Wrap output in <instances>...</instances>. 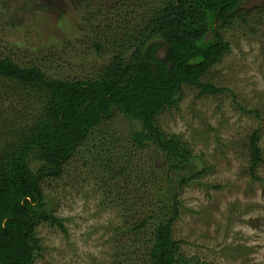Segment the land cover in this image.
Segmentation results:
<instances>
[{"label": "trees", "instance_id": "1", "mask_svg": "<svg viewBox=\"0 0 264 264\" xmlns=\"http://www.w3.org/2000/svg\"><path fill=\"white\" fill-rule=\"evenodd\" d=\"M243 1L110 0L96 9L105 18L103 27L92 22L83 27L89 36L81 33L74 43L67 37L54 47L59 52L87 47L80 51L81 66L100 61L104 67L93 77L51 76L36 63L0 57V98L14 97L21 106L14 112L0 107V264H35L41 223L66 232L42 180L58 176L88 140L94 143L91 159L117 205L127 215L134 211L136 200L130 203L127 195L133 185L138 201H147L139 217L124 220L111 264L189 262L173 225L183 188L203 185L210 168L180 134L161 127L159 116L178 106L183 86L199 88V95L222 91L203 77L230 50L225 33L231 25L240 20L245 26L251 18L241 9ZM89 8L78 11L85 25ZM258 14L262 19L264 11ZM256 21L249 31L264 25ZM119 116L129 127L126 136L111 127ZM248 141L255 177V168L264 164L258 128Z\"/></svg>", "mask_w": 264, "mask_h": 264}, {"label": "rangeland", "instance_id": "2", "mask_svg": "<svg viewBox=\"0 0 264 264\" xmlns=\"http://www.w3.org/2000/svg\"><path fill=\"white\" fill-rule=\"evenodd\" d=\"M109 1L0 0V57L9 56L19 65L36 63L51 76L102 74L100 61L94 67L81 66L84 46H66L61 52L54 47L67 37L74 43L81 33L88 35L83 27L92 22L94 27H103L105 18L96 9L108 6ZM87 6L91 21L85 25L78 11ZM241 9L251 18L245 26L240 20L231 25L225 33L230 50L203 77L222 91L199 95V88L183 86L178 106L159 116L161 127L180 134L210 168L201 180L203 185L183 188L180 215L173 225V236L189 259L187 264H264V164L255 168L253 177L248 141L258 128L264 159V25L255 33L249 31L256 20L264 24V14L262 19L258 14L264 11V0H244ZM0 107L7 112L21 108L14 97L5 102L0 98ZM114 123L111 127L117 132L128 134L124 119ZM92 147L93 141L88 140L64 163L58 176L42 180L43 191L66 232L47 223L38 225L41 250L35 264H111L121 246L115 237L123 232L124 220L146 210L147 201H138V185L127 194L130 203L136 200L134 213L130 210L127 215L117 205V197L109 193L91 159L88 149ZM142 159L136 161L141 164Z\"/></svg>", "mask_w": 264, "mask_h": 264}]
</instances>
